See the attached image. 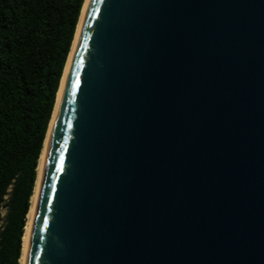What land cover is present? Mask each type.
Here are the masks:
<instances>
[{
  "label": "water",
  "instance_id": "95a60500",
  "mask_svg": "<svg viewBox=\"0 0 264 264\" xmlns=\"http://www.w3.org/2000/svg\"><path fill=\"white\" fill-rule=\"evenodd\" d=\"M25 264H264V0L87 1Z\"/></svg>",
  "mask_w": 264,
  "mask_h": 264
},
{
  "label": "trees",
  "instance_id": "16d2710c",
  "mask_svg": "<svg viewBox=\"0 0 264 264\" xmlns=\"http://www.w3.org/2000/svg\"><path fill=\"white\" fill-rule=\"evenodd\" d=\"M85 1L0 0V264L21 263L39 162Z\"/></svg>",
  "mask_w": 264,
  "mask_h": 264
},
{
  "label": "bare ground",
  "instance_id": "6f19581e",
  "mask_svg": "<svg viewBox=\"0 0 264 264\" xmlns=\"http://www.w3.org/2000/svg\"><path fill=\"white\" fill-rule=\"evenodd\" d=\"M87 1L88 0H86V2H85V6H84V9H83V12H82V16H81V19H80V22H79V25H78L76 38H75V41H74V44H73V47H72V51H71V54H70V57H69V60H68V63H67L63 78H62L61 87H60V90L58 92L56 106H55L54 113H53V116H52V119H51V122H50L49 129H48V133H47L44 149H43V152H42V155H41V158H40L39 168H38V179H37L34 195H33L32 200H31V208H30V212H29V215H28L26 231H25V235H24V239H23V252H22V257H21V263L20 264H25V261H26L28 243H29V238H30V234H31V229H32V224H33V219H34V214H35V209H36V204H37V199H38V194H39V189H40V183H41V177H42V171H43L44 160H45V156H46V152H47V147H48L49 139H50L51 132H52V129H53V125H54V122H55V119H56V114H57V110H58V104H59V101H60V97H61L62 89H63V86H64L66 74H67V71H68V68H69V65H70L73 49H74L75 42H76V39H77V36H78V32H79V29H80V25H81V22H82V18H83V14H84V11H85V7H86V4H87Z\"/></svg>",
  "mask_w": 264,
  "mask_h": 264
},
{
  "label": "rangeland",
  "instance_id": "374dc122",
  "mask_svg": "<svg viewBox=\"0 0 264 264\" xmlns=\"http://www.w3.org/2000/svg\"><path fill=\"white\" fill-rule=\"evenodd\" d=\"M3 212H4V214L6 213V211H5V210H4Z\"/></svg>",
  "mask_w": 264,
  "mask_h": 264
}]
</instances>
